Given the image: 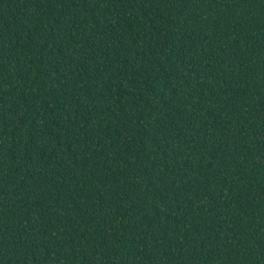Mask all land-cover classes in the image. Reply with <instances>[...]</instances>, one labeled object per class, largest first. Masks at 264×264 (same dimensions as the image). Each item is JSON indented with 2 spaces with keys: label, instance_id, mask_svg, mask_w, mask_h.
<instances>
[{
  "label": "trees",
  "instance_id": "trees-1",
  "mask_svg": "<svg viewBox=\"0 0 264 264\" xmlns=\"http://www.w3.org/2000/svg\"><path fill=\"white\" fill-rule=\"evenodd\" d=\"M0 264H264V0H0Z\"/></svg>",
  "mask_w": 264,
  "mask_h": 264
}]
</instances>
